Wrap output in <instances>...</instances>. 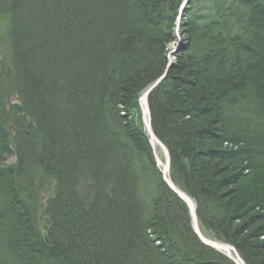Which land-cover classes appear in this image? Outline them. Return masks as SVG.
I'll return each mask as SVG.
<instances>
[{"label":"trees","instance_id":"trees-1","mask_svg":"<svg viewBox=\"0 0 264 264\" xmlns=\"http://www.w3.org/2000/svg\"><path fill=\"white\" fill-rule=\"evenodd\" d=\"M183 1L0 0V264H234L197 239L140 122ZM180 22L153 132L202 233L264 264V0H191Z\"/></svg>","mask_w":264,"mask_h":264},{"label":"water","instance_id":"water-1","mask_svg":"<svg viewBox=\"0 0 264 264\" xmlns=\"http://www.w3.org/2000/svg\"><path fill=\"white\" fill-rule=\"evenodd\" d=\"M188 1V0H187ZM186 1V2H187ZM186 2H184L182 5H184ZM165 79V76H161L160 80L158 82L162 81ZM154 87V86H153ZM151 87L150 90L146 91L141 95L139 98V107L141 112V120L145 124V127L147 130L151 127V121H150V116L148 114V109H149V96L151 94V91L153 90ZM150 143L156 144L151 138H150ZM164 150V149H163ZM166 156V163L163 165L159 161L158 158H156V164H158L160 170H161V175L163 176V181L166 183L167 186L171 189V191L175 194V196H178L185 206L188 208L189 211V216L191 217V223H192V228H194V232L197 236V238L208 248H212L219 252L220 254L225 255L227 258L231 259L235 264H244L243 260L239 258L237 251L235 248H232L230 245L226 243H219L213 240H209L207 238H204L202 236L201 230L198 225V217H196V211H197V206H195L194 201L191 199L190 196L186 195L182 190H180L178 187H175L170 179L169 175V154L167 153L166 149L163 151Z\"/></svg>","mask_w":264,"mask_h":264},{"label":"rangeland","instance_id":"rangeland-1","mask_svg":"<svg viewBox=\"0 0 264 264\" xmlns=\"http://www.w3.org/2000/svg\"><path fill=\"white\" fill-rule=\"evenodd\" d=\"M180 18V17H179ZM176 22L182 23L180 22V20L177 18ZM176 26V24H175ZM10 19H8L7 17H1L0 16V62L3 63L5 66H9L11 62V58H12V50H11V46H12V41H10ZM178 34L175 35L178 38L176 40H174L173 42H169L168 46H167V55L170 58L171 56V62L175 63V61L177 60L179 54H181L182 52H184L185 46L187 45V41L186 38L184 36L183 30H182V26H180L179 30H175ZM173 48L174 51H173ZM181 49H183L181 51ZM171 62H170V66H171ZM162 75V74H161ZM166 80V78H165ZM164 80V81H165ZM12 93L10 96V103L13 104H17L18 103V96L15 95L12 91L10 92ZM159 151V150H158ZM159 154L162 157L163 160V155L162 153ZM14 158L9 159L8 163L11 164L12 162H14ZM54 186H55V182H48L43 186V190L45 192H43L40 196V201L43 202V206H38L36 209V213L38 214H42L41 212H43L44 209V204L46 203L45 201L47 200V198H49L50 196L53 195L54 193ZM197 215V214H196ZM209 239V238H208ZM209 240H213V239H209ZM216 241V240H213ZM218 242V241H216Z\"/></svg>","mask_w":264,"mask_h":264},{"label":"bare ground","instance_id":"bare-ground-1","mask_svg":"<svg viewBox=\"0 0 264 264\" xmlns=\"http://www.w3.org/2000/svg\"><path fill=\"white\" fill-rule=\"evenodd\" d=\"M187 0H184L183 2H182V4L184 3V2H186ZM189 1H191V0H188L184 5H180V7H179V17H178V19L179 20H181V16H182V14L184 13V10H185V8L187 7V5L189 4ZM175 23H176V28H175V30H179V28H180V26H181V23H179V24H177L178 22H176L175 21ZM174 30V36H173V38H172V42L174 41V40H176L178 37L177 36H175V35H177L178 33L176 32ZM177 41V40H176ZM189 47V44H187L186 46H185V49H187ZM174 49L175 48H173V51H174ZM184 49V50H185ZM176 50V49H175ZM183 49H181V51H182ZM171 56H170V58L168 57V55H166V63H165V68H164V70H163V72H162V75H160V77H158V79H156L155 81H153L152 82V84H150V86L147 88V90H145V91H143L142 93H141V95L143 94V93H145L146 91H148V90H150V88L151 87H153L152 89V91H151V94L156 90V89H158V87L160 86V84H162L163 82H164V80H162V81H160V82H158V80H160V78H161V76H165V78H167V75H168V73H169V71L171 70V68L173 67V65H174V63H172L171 61ZM170 62H171V66H170ZM176 62V61H175ZM150 94V95H151ZM141 95L139 96V98L141 97ZM149 98H150V96H149ZM256 98V97H255ZM139 100V99H138ZM149 100V99H148ZM149 102H150V100H149ZM148 111V114H149V116H150V121H151V116H152V112L150 111V106H149V109L147 110ZM139 112H140V122H141V125H142V128H143V130H144V133H146V137H147V141H148V143H149V145H150V148H151V154H153V159H154V163H155V165H156V167H157V169L159 170V173H160V175H161V170H160V168H159V166H158V164H156V158H158L159 159V161L161 162V164H165L166 163V156H165V153H163V151L166 149V151H167V153L169 154V161H168V164H169V175H170V167H171V164H170V153H169V151H168V148L166 147V145L164 144V142L162 143L158 138H157V136H156V134H155V132H153V129H152V121H151V127L149 128V130H147V128L145 127V124L142 122V120H141V110H140V107H139ZM213 137V136H212ZM150 138L156 143V144H154V146H153V144H151L150 143ZM164 149V150H163ZM160 151V153H162V155H163V160H162V157H161V155L159 154V151ZM165 162V163H164ZM247 173V172H246ZM161 177H162V181H163V176L161 175ZM170 179H171V175H170ZM171 182H172V180H171ZM163 183H164V181H163ZM165 185H166V183H164ZM172 184L174 185V183L172 182ZM167 186V185H166ZM175 187H178V186H176V185H174ZM168 188H169V186H167ZM179 188V187H178ZM170 189V188H169ZM170 191H171V189H170ZM172 192V191H171ZM173 193V192H172ZM174 194V193H173ZM175 195V194H174ZM196 206V205H195ZM196 213H197V211H196ZM196 217H197V215H196ZM198 225H199V228H200V230H201V233H202V229H201V227H200V224H199V221H198ZM191 228H192V223H191ZM193 229V231H194V228H192ZM195 233V232H194ZM196 235V234H195ZM202 236L204 237V238H207L208 239V237H206L203 233H202ZM197 237V236H196ZM198 239V238H197ZM200 241V240H199ZM203 244V243H202ZM204 245V244H203ZM232 247V246H231ZM232 248H234V247H232ZM236 250V249H235ZM237 254H238V252H237ZM225 256V255H224ZM238 256H239V254H238ZM239 258H241L240 256H239ZM229 259V258H228ZM242 259V258H241ZM231 260V259H230ZM243 260V259H242ZM232 261V260H231ZM233 262V261H232ZM244 262V261H243ZM234 264H235V262H233ZM244 264H246L245 262H244Z\"/></svg>","mask_w":264,"mask_h":264}]
</instances>
